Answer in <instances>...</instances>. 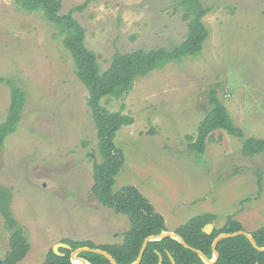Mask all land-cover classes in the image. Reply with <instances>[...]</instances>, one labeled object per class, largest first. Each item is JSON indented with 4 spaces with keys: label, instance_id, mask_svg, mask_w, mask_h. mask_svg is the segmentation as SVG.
Instances as JSON below:
<instances>
[{
    "label": "rangeland",
    "instance_id": "rangeland-1",
    "mask_svg": "<svg viewBox=\"0 0 264 264\" xmlns=\"http://www.w3.org/2000/svg\"><path fill=\"white\" fill-rule=\"evenodd\" d=\"M86 1L63 0L60 13ZM200 1L211 8L201 53L138 78L122 98L104 100L111 111L135 118L115 137L125 164L114 189L136 186L165 216L168 230L213 213L214 229L232 215L251 233L264 227V151L248 157L242 148L247 137L264 138V0ZM182 14L176 0H90L73 16L106 69L116 51L183 42L188 23ZM57 33L41 12L0 0V124L12 102L7 80L27 97L0 156V183L12 189L14 215L31 245L18 264H42L52 245L70 244L65 240L121 243L131 226L127 215L93 194L100 152L89 93ZM213 89L245 136L216 131L218 140L195 154L187 135L196 137ZM3 223L0 214V257L9 248Z\"/></svg>",
    "mask_w": 264,
    "mask_h": 264
},
{
    "label": "trees",
    "instance_id": "trees-1",
    "mask_svg": "<svg viewBox=\"0 0 264 264\" xmlns=\"http://www.w3.org/2000/svg\"><path fill=\"white\" fill-rule=\"evenodd\" d=\"M15 2L22 10L41 12L55 25L58 30L57 35L62 36L63 44L73 58L76 75L88 90L87 103L98 135L100 160H94L93 194L105 207L127 215L131 225L124 233L121 243L95 246L86 239L65 240L71 244L72 249L62 248L64 255H58L51 250L43 264H78L72 261L71 255L74 249L80 247L101 248L110 252L120 264H131L138 258L144 240L148 236L160 234L168 228L165 216L156 210L136 186L125 185L118 190L114 189L116 178L125 164V153L116 145L115 137L123 126L133 124L135 118L121 110L111 111L104 104V100L122 98L133 89L138 78L162 69L173 61H182L200 54L209 37L210 31L204 18L211 8L200 0H176V7L182 9L183 19L188 23V34L183 42L171 48L160 46L150 50L140 48L130 52L116 51L108 68L103 69L97 53L86 45L85 27L73 16L77 11H84L90 0L64 14L60 13L63 0H15ZM12 81L7 80L12 90V102L6 121L0 124V156L8 136L16 131L22 120L27 101L25 91ZM209 97L212 108L200 122L196 137L187 135L189 150L195 154H203L206 151L207 144L216 140V131H225L236 137L245 136L244 130L231 117L216 89L211 91ZM221 138L222 136L219 140ZM263 151L264 138L247 137L244 140L242 153L245 156L251 157ZM259 183L262 184L261 176ZM11 192V188L0 183V212L13 228L18 222L11 210ZM215 219L216 215L213 213L199 214L179 226L174 232L212 259V244L220 233L244 230L243 224L231 215L222 228H216L211 234L204 232L205 225ZM251 233L257 244L264 247V227ZM29 248L30 244L23 230L21 228L15 230L11 237V250L7 254V259L0 264H17L26 256ZM217 249L219 259L213 264H264V251L256 249L244 235L220 240ZM157 250L164 256L163 264H173L168 252L176 259L177 264H207L198 253L172 237L150 241L140 264H158ZM79 256L91 264H112L104 255L92 251H83Z\"/></svg>",
    "mask_w": 264,
    "mask_h": 264
},
{
    "label": "water",
    "instance_id": "water-1",
    "mask_svg": "<svg viewBox=\"0 0 264 264\" xmlns=\"http://www.w3.org/2000/svg\"><path fill=\"white\" fill-rule=\"evenodd\" d=\"M204 232H206L207 234H211L214 230V224L213 223H208L207 225H205V227L203 228ZM239 235H244L246 236L249 241L251 242V244L258 250L260 251H264V247H261L257 244L254 236L252 235V233L246 231V230H239V231H235V232H232V233H227V232H224V233H220L213 241V244H212V249H213V256H214V259H211L210 257H208L204 252H202L200 249H197L191 245H189L186 240L178 233L174 232V231H170V230H166V231H163L162 233L160 234H155V235H150L148 236L145 240H144V243H143V246L141 248V251L138 255V258L136 259L135 262L131 263V264H140L143 260V257H144V253L148 247V244L150 241H154V240H161V239H164V238H167V237H172L176 240H178L181 244H183L185 247H187L188 249H191L193 250L194 252L198 253L199 256L207 263V264H213L214 262H216L218 259H219V252H218V249H217V245H218V242L224 238H228V237H236V236H239ZM79 241H83V239L79 240ZM60 247H65V248H68V249H72V246L70 244H67V243H58L55 245L54 247V250L57 254L59 255H64L65 253L61 252L60 251ZM83 251H92V252H95V253H99V254H102L104 255L105 257H107L108 259H110V261L112 262V264H120L115 258L114 256L104 250V249H101V248H92V247H80V248H77V249H74L73 252H72V255H71V258H72V261L74 262V260H79L81 263H78V264H87V260L83 257H80L79 254ZM157 254L159 255V261H158V264H163V261H164V256L163 254L160 252V251H156ZM168 255L169 257L171 258V261L173 264H177L176 262V259L172 256V254L170 252H168Z\"/></svg>",
    "mask_w": 264,
    "mask_h": 264
},
{
    "label": "flooded vegetation",
    "instance_id": "flooded-vegetation-1",
    "mask_svg": "<svg viewBox=\"0 0 264 264\" xmlns=\"http://www.w3.org/2000/svg\"><path fill=\"white\" fill-rule=\"evenodd\" d=\"M11 196H12V202H11V210H12V212H13V216H14V218L16 219V221L18 222L17 224H16V226L15 227H13V228H11L10 226H9V224H8V222H7V220H6V218L3 216V214L0 212V214H1V216L3 217V221H4V223H3V226H4V229L6 230V231H8V233H9V248H8V251L6 252V254L3 256V257H0V262L1 261H3L4 259H7V254H8V252L11 250V237H12V233L15 231V230H17V229H19V228H21L22 230H23V234L26 236V234H25V231H24V226L18 221V219L16 218V216L14 215L15 213H14V210H13V202H14V195L12 194V192H11ZM210 223H212V222H210ZM207 225V224H206ZM215 230V229H214ZM213 230V231H214ZM175 231V230H174ZM28 242H29V240H28ZM58 243H63L62 241L61 242H58ZM58 243H56V244H58ZM55 244V245H56ZM55 245H52V247H51V250H53L54 252H55V250H54V248H53V246L55 247ZM62 248H65V247H60L59 249H60V251H61V249ZM30 249H31V245H30V248H29V251H30ZM28 251V252H29ZM48 251H50V249L48 250ZM28 252H27V254H28ZM62 252V251H61ZM56 253V252H55ZM27 254H26V256H27ZM57 254V253H56ZM59 255V254H58ZM25 256V257H26ZM24 257V258H25ZM24 258H22V260L24 259ZM48 258V255L46 254V256H45V258H44V261L42 262V264L45 262V260ZM72 259V258H71ZM212 259H214V256H213V258ZM20 262V261H19ZM18 262V263H19ZM17 263V264H18Z\"/></svg>",
    "mask_w": 264,
    "mask_h": 264
},
{
    "label": "bare ground",
    "instance_id": "bare-ground-1",
    "mask_svg": "<svg viewBox=\"0 0 264 264\" xmlns=\"http://www.w3.org/2000/svg\"><path fill=\"white\" fill-rule=\"evenodd\" d=\"M76 261L79 262V263H81L79 260H76ZM87 264H91V263L87 262Z\"/></svg>",
    "mask_w": 264,
    "mask_h": 264
},
{
    "label": "crops",
    "instance_id": "crops-1",
    "mask_svg": "<svg viewBox=\"0 0 264 264\" xmlns=\"http://www.w3.org/2000/svg\"><path fill=\"white\" fill-rule=\"evenodd\" d=\"M170 231H172V230H170Z\"/></svg>",
    "mask_w": 264,
    "mask_h": 264
}]
</instances>
